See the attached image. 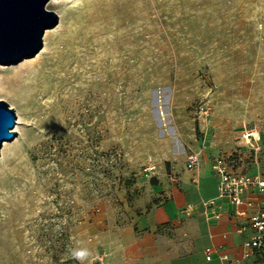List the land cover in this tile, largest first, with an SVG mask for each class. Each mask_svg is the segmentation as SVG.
Here are the masks:
<instances>
[{
    "label": "rangeland",
    "instance_id": "obj_1",
    "mask_svg": "<svg viewBox=\"0 0 264 264\" xmlns=\"http://www.w3.org/2000/svg\"><path fill=\"white\" fill-rule=\"evenodd\" d=\"M46 8L59 22L42 50L0 64L17 134L0 154V264H79L77 246L119 264L138 184L193 150L233 171L264 156V0Z\"/></svg>",
    "mask_w": 264,
    "mask_h": 264
},
{
    "label": "crops",
    "instance_id": "obj_2",
    "mask_svg": "<svg viewBox=\"0 0 264 264\" xmlns=\"http://www.w3.org/2000/svg\"><path fill=\"white\" fill-rule=\"evenodd\" d=\"M197 152V168L185 165L183 172L138 184L129 221L114 238L111 253L119 264H264L259 252L245 256L244 248L256 233L250 219L264 210V193L250 188L240 206L218 197L215 160ZM249 164L247 171L229 170L264 180V156Z\"/></svg>",
    "mask_w": 264,
    "mask_h": 264
},
{
    "label": "water",
    "instance_id": "obj_3",
    "mask_svg": "<svg viewBox=\"0 0 264 264\" xmlns=\"http://www.w3.org/2000/svg\"><path fill=\"white\" fill-rule=\"evenodd\" d=\"M50 0H0V64L16 65L35 57L43 48L46 30L58 16L46 6ZM15 110L0 99V154L4 142L13 141Z\"/></svg>",
    "mask_w": 264,
    "mask_h": 264
},
{
    "label": "built area",
    "instance_id": "obj_4",
    "mask_svg": "<svg viewBox=\"0 0 264 264\" xmlns=\"http://www.w3.org/2000/svg\"><path fill=\"white\" fill-rule=\"evenodd\" d=\"M200 163V152L191 151L186 160V167L189 170L197 168ZM213 171L218 177V197L228 198L233 204L240 206L244 203L242 194L252 187L258 188L259 192L264 193V180L251 177L247 174H240L230 171L228 165L220 159H215L212 165ZM153 168H149L151 170ZM148 175V173H147ZM243 215V212H238ZM255 235L244 243L245 256L257 251L264 260V210L250 219ZM210 260V250L207 257Z\"/></svg>",
    "mask_w": 264,
    "mask_h": 264
},
{
    "label": "clouds",
    "instance_id": "obj_5",
    "mask_svg": "<svg viewBox=\"0 0 264 264\" xmlns=\"http://www.w3.org/2000/svg\"><path fill=\"white\" fill-rule=\"evenodd\" d=\"M91 255L92 252L87 247L77 246L71 250L72 258L77 260L79 264H85V261H87Z\"/></svg>",
    "mask_w": 264,
    "mask_h": 264
},
{
    "label": "bare ground",
    "instance_id": "obj_6",
    "mask_svg": "<svg viewBox=\"0 0 264 264\" xmlns=\"http://www.w3.org/2000/svg\"><path fill=\"white\" fill-rule=\"evenodd\" d=\"M15 83V82H14ZM12 86V85H11ZM5 144H7V143H5Z\"/></svg>",
    "mask_w": 264,
    "mask_h": 264
}]
</instances>
